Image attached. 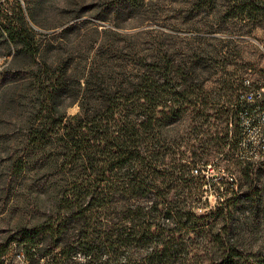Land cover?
Masks as SVG:
<instances>
[{
    "label": "rangeland",
    "instance_id": "rangeland-1",
    "mask_svg": "<svg viewBox=\"0 0 264 264\" xmlns=\"http://www.w3.org/2000/svg\"><path fill=\"white\" fill-rule=\"evenodd\" d=\"M18 1L39 48L33 54L12 43L0 24V243L5 264H32L14 239L20 227L43 218L46 204L43 185L50 165L40 141L32 146L27 140L39 103L35 81L54 75L68 80L137 75L144 46L166 52L174 86L181 81L193 93L189 99L199 97L208 113L211 134L203 139L220 145L200 162H207L200 170L207 183L195 212L211 223L223 249L234 247L250 264H264V162L236 156L237 130L231 123L242 77L264 79V0ZM5 7L16 19L14 0L0 4V11ZM70 97L58 91L55 109ZM186 108L171 123L167 139L174 143L189 141L196 123L195 105ZM78 110V102L66 106L68 114ZM218 201H225L223 213L213 218Z\"/></svg>",
    "mask_w": 264,
    "mask_h": 264
},
{
    "label": "trees",
    "instance_id": "trees-1",
    "mask_svg": "<svg viewBox=\"0 0 264 264\" xmlns=\"http://www.w3.org/2000/svg\"><path fill=\"white\" fill-rule=\"evenodd\" d=\"M14 2L16 19L5 7L0 24L12 43L37 54L39 37ZM154 48H141L137 75L35 81L39 103L27 140L40 141L50 165L46 204L43 218L20 227L14 239L32 264H250L234 247L223 249L211 223L195 212L207 183L200 171L207 162H200L220 145L203 139L212 127L205 107L199 97L189 99L193 93L181 81L174 86L170 59ZM58 91L71 99L56 110ZM75 102L79 110L68 114ZM187 103L196 107V123L189 141L174 143L167 135ZM225 208L228 213L230 204ZM3 248L0 243V256Z\"/></svg>",
    "mask_w": 264,
    "mask_h": 264
},
{
    "label": "built area",
    "instance_id": "built-area-1",
    "mask_svg": "<svg viewBox=\"0 0 264 264\" xmlns=\"http://www.w3.org/2000/svg\"><path fill=\"white\" fill-rule=\"evenodd\" d=\"M236 156L264 162V79L242 77L233 103ZM232 123V120H231ZM193 172H197L196 169ZM0 259L5 264L4 252Z\"/></svg>",
    "mask_w": 264,
    "mask_h": 264
}]
</instances>
